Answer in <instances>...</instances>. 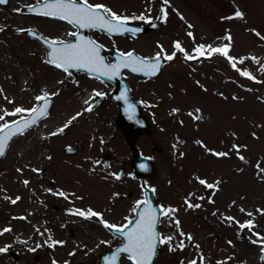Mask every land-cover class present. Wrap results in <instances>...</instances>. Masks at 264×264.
<instances>
[{
	"label": "rangeland",
	"instance_id": "374dc122",
	"mask_svg": "<svg viewBox=\"0 0 264 264\" xmlns=\"http://www.w3.org/2000/svg\"><path fill=\"white\" fill-rule=\"evenodd\" d=\"M38 1L7 0V4H0V34H5L0 36V46L1 41L11 46L19 42L21 48L30 50L23 55L14 50L15 63L10 70L0 58V115L15 107L36 106L35 97L45 92L52 96L48 115L23 135L15 136L0 158V232L4 228L11 229L0 234V248L7 249L0 252V264H51L52 261L100 264L99 253L111 249L120 239L105 229L98 218L84 219L70 213L92 209L101 213L108 223L121 225L133 216L137 202L142 199L140 178L133 174L132 153L125 133L116 123L118 108L108 95L113 84L81 71L65 73L46 63V47L25 33L31 27L45 37L56 39L70 30L56 19L24 13L25 6ZM88 1L129 17V22L135 24L146 21L134 17L143 14L147 19L158 13L156 0H148L151 5L144 0ZM161 5L163 15L159 26L146 34H126L113 39L98 30L91 31V36L104 46L106 53L113 49L134 50L142 56H152L161 48L165 54L176 53L172 61L165 60L156 77L123 72L132 96L151 127L149 133L142 131L135 139L138 150L152 157L155 165L154 173L144 181L154 188L161 208L176 210L171 217L161 215V235L173 239L170 244H161L153 264H189L192 260L200 264L201 257L203 264H264L260 261L259 241L252 243L257 240L253 233L264 237V171H261L264 170V0H167V3L161 0ZM10 8L17 11L16 17L9 16ZM237 10L244 14L243 18H235ZM9 29L11 32L7 33ZM13 37L17 41H13ZM175 42L180 43L184 52L174 48ZM228 44L229 56L234 58L236 68L251 73L254 79L240 75L232 63L219 54L185 58V54L195 55L200 45L207 48ZM5 45L3 52L7 54L10 51ZM241 60L243 63H239ZM17 69L28 74L25 88L12 83L8 76ZM59 75L63 76L62 81L50 91H44L45 79L49 78L51 83ZM74 85L77 87L72 88ZM85 87L92 90V98L83 104L78 95L85 92ZM97 92L106 97L99 106H94ZM89 105L92 110L85 111ZM77 113L81 115L71 120ZM90 115L101 123L100 129L90 123ZM197 115L201 118L195 119ZM16 118L18 116H5V121ZM69 120L71 123L63 133L50 135ZM106 129L114 136L102 142V130ZM128 134L129 140H133V133ZM183 135L188 140L199 136L212 152L240 155L239 151L228 148L229 139L246 147L245 163L229 164L231 177L221 176L226 172L224 163L230 162V157L220 159L213 155L214 158H210L218 163L213 179L220 182L212 200L204 199L205 195L195 189L194 182L181 178L183 160H179V147L181 150ZM65 146L75 147V153H64ZM36 152L41 153L38 164L32 160ZM105 153L109 157L106 166L102 165ZM187 166L190 167V163ZM240 166L242 174L237 172ZM120 167L125 170L116 179ZM45 187L49 189L44 190ZM204 188L201 186L199 190ZM58 192L65 193L67 198L54 194ZM17 197L20 199L11 203ZM33 199L42 202L40 213L24 218L31 219L34 228L21 219ZM189 203L200 207L190 208ZM76 217L88 221L87 226L84 223L77 225L79 230H71ZM225 217L235 219L229 221ZM249 220L255 227L251 231L241 230L238 224ZM175 221H179V227ZM93 224L100 230L99 240L86 239ZM188 235L193 238L191 241ZM181 240L182 249L169 251ZM52 241L63 243L49 247ZM118 264L132 263L121 257Z\"/></svg>",
	"mask_w": 264,
	"mask_h": 264
},
{
	"label": "snow or ice",
	"instance_id": "6c2138e0",
	"mask_svg": "<svg viewBox=\"0 0 264 264\" xmlns=\"http://www.w3.org/2000/svg\"><path fill=\"white\" fill-rule=\"evenodd\" d=\"M4 3H6V0H0V4ZM165 3H167V0H165ZM28 10L35 13L36 15L66 21L68 24L81 29H101L107 33L118 34H122L123 32L134 33L140 31L139 28L132 29L125 27V25L129 22V17L120 16L114 12H111L110 9L102 4H89L88 0H39L36 5L29 6ZM243 15L244 14L239 10L235 12V18H243ZM164 16L166 17V13H164ZM134 19L151 23V21L147 20L143 14L139 17H134ZM189 27L192 26L189 25ZM21 31L24 30L21 29ZM30 34L32 33L30 32ZM71 35L76 36V33L73 32ZM188 35L191 36L192 34L188 33ZM257 35H259V33H257ZM226 38L229 41L232 39L231 36ZM39 39L42 40L43 44H45L48 49L46 63L54 65L58 69H62L65 73H67L69 69H86L90 73H96L98 76L107 77L108 79H113L114 77L119 76L121 69H129L134 73L143 72L147 76H154L161 67V59L172 61L176 55L175 52L172 54H165L164 50L161 48V51L152 58L155 63H149L148 60L134 55L133 52H127L119 54L118 62L109 64L106 63L105 58L100 55L102 46L98 45L93 40L85 39L83 36L78 37L76 43H66L60 40H49L42 37ZM174 48L177 51L184 52V49L181 47L179 42L174 43ZM229 50L230 44L224 45L223 47L208 46L207 48L203 45H200L195 49V55L185 54V58L191 60L204 55L211 57L212 55L219 54L227 58L230 63H232V67L236 69L240 75L249 79H254L251 73L247 71H241L239 68H236V62L234 61V58L229 56ZM239 63H243V60L239 61ZM52 95H55V93ZM95 95L99 96L101 93L97 92ZM35 99L37 102H42L40 107L33 106L30 109L15 107L13 111H5L2 115H0V121H5V116L19 117L18 120H14L12 122L5 121L0 123V156L5 154V149L8 147L9 141L13 137L17 135H23L26 130L36 125L38 121L47 116L50 94L45 92L43 95L36 96ZM117 99H124L127 103V97L124 94H122L120 97H117ZM9 103H12V101H9ZM91 110V105L85 109V111ZM126 111L130 112L129 118L131 119L134 115V110L132 109L131 104L128 105ZM198 112L199 110L197 109V113ZM79 115H81V113H77L76 116L71 118V120H75ZM189 115H192V113H189ZM194 118L200 119L201 117L197 115ZM71 120L66 122L64 126H62L58 131L50 133V135L56 136L60 133H63L65 128H67L71 123ZM197 143L200 142L197 141ZM173 147H175V145ZM232 147L233 149L239 151L240 146L233 144ZM211 154L216 157H226L228 155L226 152L214 151L211 152ZM240 159H243V157H240ZM141 167H143V165ZM257 167L259 168V165H257ZM33 171L37 170L33 169ZM119 178V176H116V179ZM198 182L208 189H213L220 183L219 181H217L216 184L208 183L204 179H199ZM24 184L27 185L28 181H24ZM54 194L67 198L63 192ZM19 199L20 197H17L15 200H11V203L15 204ZM141 203L145 205V209L143 212L138 214L139 218L135 221L129 220L122 226L108 223L103 219L101 213H98L92 209H88L87 211L77 209L70 214L80 216L84 219L96 217L99 219V222L105 229L115 232L118 236L124 237L125 242L122 244V246L116 248L110 257H105L106 264H118L121 254H126L127 259L130 260L132 264H152L156 254L157 243L170 244L173 238L171 236L161 237L158 234L156 230L158 219L156 211L150 205H148L147 201H138L136 207L139 208ZM188 207H200V205H193L189 203ZM159 211L162 216L171 217L172 213L176 210L161 208ZM241 211L243 212L244 209H241ZM257 211L261 210L258 209ZM248 215L251 216L252 213H248ZM225 219L234 221L235 218L225 217ZM175 223L177 227H179V221H175ZM238 226L241 230L247 228L249 231L255 227L251 220L247 221L246 223H239ZM10 230L11 229L9 228H4L0 234ZM181 235L183 236L184 234L181 233ZM253 235L257 236V240H253L252 243H257L259 241L261 245L260 258L264 260V237H260L258 233H253ZM187 239L191 241L193 238L191 235H188ZM49 240H51V237H49ZM62 243V241H52L48 244V246L53 247L55 244ZM101 243L106 242L101 241ZM37 247H39V245H37ZM183 247L184 242L181 240V242L176 245V247H170L169 251H176L177 248L182 249ZM6 250V248H0V252H4ZM72 254L73 253H70V255ZM203 260L204 258L201 257L200 264H203ZM53 264H56V261H53ZM181 264H184V262H181ZM189 264H197V261H189ZM218 264H222V262H218Z\"/></svg>",
	"mask_w": 264,
	"mask_h": 264
},
{
	"label": "water",
	"instance_id": "95a60500",
	"mask_svg": "<svg viewBox=\"0 0 264 264\" xmlns=\"http://www.w3.org/2000/svg\"><path fill=\"white\" fill-rule=\"evenodd\" d=\"M6 3H7V0H6ZM6 3H4V4H6ZM36 4L37 3H35L34 5H36ZM34 5H31V6H34ZM28 7L29 6L25 7L24 11L26 13H28V14H35L33 12H30L28 10ZM159 21H160V16L155 18L154 20H152L151 23H146V24L127 23L125 25V27H127V28H132V29L139 28L140 29L139 32H134V33L133 32H123L122 34H118V33H107L106 31L101 30V29H98V30L106 32L108 35H111V36H121V35H124L126 33H129V34H132V35H138V34H143V33H146V32H149V31L155 29L158 26ZM91 30L92 29H87V28L81 29V28L76 27V31H75L76 36H73L74 39H72L70 41H63V42L76 43L77 42V38L80 37V36H83L85 39L93 40L95 43H97L98 45L102 46V44L98 43L96 40H94L91 37V35H90V31ZM30 32L32 34H30ZM26 33L29 34L30 36L34 37V38H38V39L40 37L45 38L44 36H42L41 34H39L36 30H34L32 28H27L26 29ZM39 40L42 41L41 39H39ZM47 52H48V49L46 50V59H47ZM127 52H133L134 55H136V56H138L140 58L148 60L149 63H155V61L152 58L155 57L156 54L153 55V56H149V57H143V56L139 55L138 53H136L135 51H127ZM127 52H121L119 50L112 51L110 53V55L113 57V60L112 61H108L107 58H106V55L104 53V47L102 46L101 47V51H100V55L105 58V62L106 63L110 64V63L118 62L120 53H127ZM160 63H161V67L157 71L156 75H154V76H147L143 72H135L134 73V72L130 71L129 69H121L119 76L114 77L113 79H108L107 77L98 76V74L90 73L86 69H69L68 72H72V71H75V70H80V71H83V72L87 73L88 75L96 76V77H98L100 79H103V80H108V81H110V82H112L114 84L112 90L109 93V96L116 102L117 107L119 109V114L117 116L116 123H117V125L120 128L123 129V131H124V133L126 135V139L128 140V145L132 149L133 154H134L133 158H132V167L134 169V174L137 177L141 178V189H142V192H143V198H142L141 201H147L148 205H150L156 211V215H157V218H158L157 219L156 230H157L158 234L161 236L160 231H159V223H160V216H161L160 211H159L160 210V206L155 202V194H154L153 188L150 187L149 185L145 184V182L143 180L144 177L150 176V175L153 174V172H154V163H153V160L150 157L142 155L137 150L136 144L134 142L136 136L141 131H145L147 133L150 131V124H149V121L147 120V118L142 114V112L140 110V107H139L138 103L136 102V100L133 99V97L131 95V92H130V87H129L127 81L125 80V78L123 76V71L127 70L129 72L134 73V74L142 75V76H145V77H155V76H157L160 73V71L162 69V66L164 64V59H161ZM122 94H124L127 97V103L125 102L124 99H117V97H120ZM104 98H105L104 94H101V95L97 96L96 100L94 101V106L100 105L102 103V101L104 100ZM51 102H52V97L50 96L49 105H48V111H49ZM41 104H42V102H39L36 107H40ZM129 104L132 105V109L134 110V115H133V117L131 119L129 118L130 112L126 111V108L128 107ZM18 119L19 118L15 119V120H18ZM128 131H131L133 133V140H129ZM6 149H5V151H6ZM63 150L66 153H73V152H75L76 149L73 148V147L66 146ZM102 163H103V165H107L108 159H107L106 155H104V157L102 159ZM142 165H143V167H141ZM123 170L124 169L121 168L119 173L117 174V176H120L122 174ZM39 176L42 177L41 172L39 173ZM144 209H145V205L143 203H141V206L139 208L136 207V209L134 211V216L129 218L126 221V223L129 220L135 221L136 219H138L139 218L138 214L140 212H143ZM126 223H124V224H126ZM110 232H112L114 235L118 236L115 232H113V231H110ZM118 237L121 239V241L117 245L113 246L112 249L105 250L104 253H100L99 254L100 264H106L105 257H110L111 254L113 253V251L116 248L122 246V244L125 242L124 237H122V236H118ZM160 245L161 244L157 243L156 253H157ZM123 255H125L127 257L126 254H121V256H123ZM155 256H156V254H155ZM155 256H154V258H155ZM260 257H261V255H260ZM261 261L264 263V260L261 259ZM52 264H53V262H52ZM56 264H58V263H56Z\"/></svg>",
	"mask_w": 264,
	"mask_h": 264
},
{
	"label": "flooded vegetation",
	"instance_id": "af4514ba",
	"mask_svg": "<svg viewBox=\"0 0 264 264\" xmlns=\"http://www.w3.org/2000/svg\"><path fill=\"white\" fill-rule=\"evenodd\" d=\"M146 2V4L151 5V2H148V0H144ZM89 3H92L90 1H88ZM157 6L159 8V4L161 3V0H156ZM95 4V3H92ZM152 19L151 17H147V20ZM62 23H64L68 28H71L68 32L67 35H64L61 38H56V40H67L71 38V33H72V25L68 24L66 21H61L59 19H56ZM111 38H116V37H111ZM50 39H55V38H50ZM37 40V39H36ZM40 42V41H39ZM181 150L179 147V160L182 159L183 160V165H182V171H181V178L182 180H186L187 181H191L194 182L196 184L195 189L197 188L198 191L202 194L205 195L206 200H212L215 198V194H216V188H213L211 191H208V189L204 186L199 184L198 180L199 179H204L206 180L208 183H213L216 184L217 181H215L214 178V173L216 172V165L218 163H216L214 160L211 161L210 158L214 156L211 154L212 149L209 148V146H205L204 143L201 142V139L199 136L196 137H192L191 140H188L187 137H185V135L181 136ZM197 141H199L200 143H197ZM230 141V146L228 147L231 151H237L236 149H233L232 145L236 144L239 147V152L240 155H227L226 157H230V162L225 161L224 165H225V175L221 174V176L226 177H231L232 175V168H229V164L235 161H240L241 164L245 163L244 162V157H243V153L246 149V147L240 143L237 142L236 140H232L229 139ZM188 146H192V147H188ZM227 151V150H226ZM223 152V151H222ZM226 157H219L220 159H226ZM240 157H243V159H240ZM190 163V167L187 166V164ZM189 169V172L187 173L186 170ZM239 173H243V167L240 166L239 170L237 171ZM205 187L204 189H202V191H200V187Z\"/></svg>",
	"mask_w": 264,
	"mask_h": 264
},
{
	"label": "bare ground",
	"instance_id": "6f19581e",
	"mask_svg": "<svg viewBox=\"0 0 264 264\" xmlns=\"http://www.w3.org/2000/svg\"><path fill=\"white\" fill-rule=\"evenodd\" d=\"M19 1V0H18ZM17 11L13 8H10L9 11H8V14L10 17H16L17 16ZM71 29V28H70ZM8 32H11V29L7 30V33ZM2 35H5L4 33L0 34V36ZM13 41H17L16 38H12ZM23 42V41H21ZM24 43V42H23ZM25 44V43H24ZM5 44L3 41H1V46H0V58L3 59L4 63L6 64V67L7 69L10 70V66H13V63H15L13 57H12V54L14 52V50H19L23 55V54H26L28 53L30 50L29 49H25V48H21L20 46H22L19 42L15 43L14 45L15 46H11V44L9 45H5L7 48V50H9L10 52H8L7 54L4 53L5 52V48L3 47ZM4 51V52H3ZM33 54V53H32ZM35 55V54H33ZM9 78L11 79V82H16L18 84V86L22 87V88H25L26 85L28 84V80H29V77H28V74L26 73V71H23L21 69H17L15 70L14 73H9ZM49 78L45 79V81L43 82V85H44V91H50L56 84L60 83L63 79V76L62 75H59L57 76V78L49 83L48 81ZM77 85H74L72 88H76ZM79 96V95H78ZM82 101L83 104H85L86 102H88L91 98H92V90L89 89L88 87H85V92L83 94L80 95L79 97ZM89 121L90 123L94 124L95 127L97 128H101V123H98L94 117L92 115L89 116ZM102 138V142H105L107 141V139L111 138L114 136V133L109 130V129H106V130H102V134H101ZM40 157H41V153H33L32 155V160L35 164H38L39 160H40ZM49 188L48 187H45L44 190H48ZM41 206H42V202L38 201L37 199H33L28 205H27V209L26 211L24 212L25 215L24 216H21L23 218H21L23 221H25L27 224H31V219L29 218H24L25 216L27 215H30V216H34V215H37L38 213H40V209H41ZM85 223V225H84ZM87 223L88 221H82L80 218L76 217L73 221H72V224H71V230H79L77 225L79 226H87ZM31 226L34 228L35 227V224H31ZM83 226V227H84ZM81 229V228H80ZM99 228L93 224V227L92 228H89L88 229V232H87V237L86 239H89V240H99ZM26 235H23V237L25 238ZM77 236L74 238L73 240V244L76 246L77 244Z\"/></svg>",
	"mask_w": 264,
	"mask_h": 264
}]
</instances>
